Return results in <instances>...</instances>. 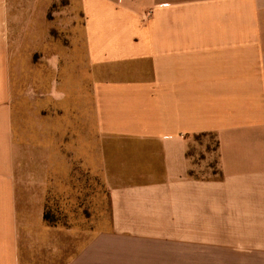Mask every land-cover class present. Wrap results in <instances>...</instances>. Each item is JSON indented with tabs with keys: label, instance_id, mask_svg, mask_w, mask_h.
Here are the masks:
<instances>
[{
	"label": "crops",
	"instance_id": "0c3cea01",
	"mask_svg": "<svg viewBox=\"0 0 264 264\" xmlns=\"http://www.w3.org/2000/svg\"><path fill=\"white\" fill-rule=\"evenodd\" d=\"M20 1L0 0V264H22L28 211L42 225L46 197L74 188L52 177L70 155L48 151L43 179L18 169L7 5ZM76 2L87 74L64 86L52 57L44 81L33 64L29 88L78 93L68 104L77 161L97 172L105 162L112 230L91 223L66 264H264V0ZM197 135L212 137L215 164L193 152ZM102 136L134 143L125 162L141 166L140 180L117 182L121 157Z\"/></svg>",
	"mask_w": 264,
	"mask_h": 264
},
{
	"label": "rangeland",
	"instance_id": "374dc122",
	"mask_svg": "<svg viewBox=\"0 0 264 264\" xmlns=\"http://www.w3.org/2000/svg\"><path fill=\"white\" fill-rule=\"evenodd\" d=\"M7 7L10 11L8 34L14 48L12 77L15 87L20 88L14 105L18 169L26 177L37 174L43 179L48 151L56 155H70V163H64L63 170L60 161L54 162L52 177L53 183L59 185L63 172L64 181L70 180V186L71 182L74 184L67 196L53 195L52 201L50 195L46 197L40 216L43 218L42 225L36 221V211H28L29 219L35 225L23 231L22 264H66L84 245V236L88 234L91 223L94 224L95 233L100 231L104 234L112 230L106 164L102 159L100 172L92 169L86 171L85 165L77 161L80 149L76 127L78 119L68 113V104L76 105L79 98L76 90L72 91V100L68 101L51 94L41 93L36 97V93L29 88V72L35 63L36 73L44 81L48 68L46 64L54 57L60 62L55 69V77L60 84L77 86L81 82V78L87 74L85 52L80 51V43L84 44L82 19L79 16L81 8L76 0H21L8 3ZM72 74L74 80L68 81ZM102 139L107 140L102 143V150L113 148L121 157L117 160V182L140 180L138 174L144 171L141 166L133 169V158L129 165L125 162L124 152L133 148L134 143L120 137L108 139L102 136ZM195 139L197 142L193 152L200 159L205 157L207 163L215 164L214 155L208 152L214 147L212 137L197 135ZM208 141L209 146L205 147ZM205 150L208 153H204ZM125 166L128 168L125 169ZM87 186L90 190L93 187V196L84 194ZM164 261L167 263L171 260Z\"/></svg>",
	"mask_w": 264,
	"mask_h": 264
}]
</instances>
